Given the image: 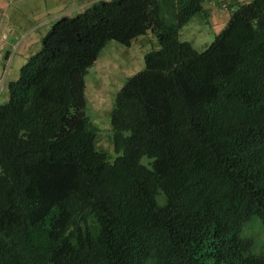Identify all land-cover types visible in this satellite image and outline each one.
<instances>
[{
  "label": "trees",
  "instance_id": "1",
  "mask_svg": "<svg viewBox=\"0 0 264 264\" xmlns=\"http://www.w3.org/2000/svg\"><path fill=\"white\" fill-rule=\"evenodd\" d=\"M204 11L96 0L52 24L0 104V264H264V0L199 51L180 31ZM149 33L110 156L86 75L108 42Z\"/></svg>",
  "mask_w": 264,
  "mask_h": 264
},
{
  "label": "crops",
  "instance_id": "2",
  "mask_svg": "<svg viewBox=\"0 0 264 264\" xmlns=\"http://www.w3.org/2000/svg\"><path fill=\"white\" fill-rule=\"evenodd\" d=\"M95 1L0 0V80H3L0 104L8 99V82L18 78L22 65L40 49L41 38L52 24L60 16L76 14ZM229 1L230 5L237 6L239 3L250 0ZM203 4L205 11L201 13L204 18L197 20L195 29L191 28L184 33L186 38L191 39L185 40L190 41L195 48L196 44L203 47L209 45L211 30L214 31L215 36L226 25L230 16L229 12L220 7V0H203ZM181 35L182 29L180 37Z\"/></svg>",
  "mask_w": 264,
  "mask_h": 264
},
{
  "label": "rangeland",
  "instance_id": "3",
  "mask_svg": "<svg viewBox=\"0 0 264 264\" xmlns=\"http://www.w3.org/2000/svg\"><path fill=\"white\" fill-rule=\"evenodd\" d=\"M204 18L202 13L196 14L188 24L182 28V39L191 40L184 35L185 31L195 29L197 20ZM209 27V26H208ZM214 31L209 34L210 43L214 39ZM158 46L157 40L151 33L140 36L131 46H126L117 41H110L103 49L99 59L90 67L86 75L88 106L87 114L92 118L99 128L98 148L107 151L110 156H115V148L112 141V126L110 113L115 101V97L125 80L132 74L144 67V55L148 51ZM206 47V46H204ZM196 44V48H204ZM13 51H15L13 49ZM149 158L144 156L142 163L148 164ZM253 218L250 222L255 232L263 231L264 225L260 222L257 225ZM251 230V229H250ZM262 233L260 232V235Z\"/></svg>",
  "mask_w": 264,
  "mask_h": 264
},
{
  "label": "built area",
  "instance_id": "4",
  "mask_svg": "<svg viewBox=\"0 0 264 264\" xmlns=\"http://www.w3.org/2000/svg\"><path fill=\"white\" fill-rule=\"evenodd\" d=\"M220 7L229 13L233 12V10L236 8V6L230 5L229 0H220ZM2 86H3V80L2 81L0 80V90Z\"/></svg>",
  "mask_w": 264,
  "mask_h": 264
}]
</instances>
